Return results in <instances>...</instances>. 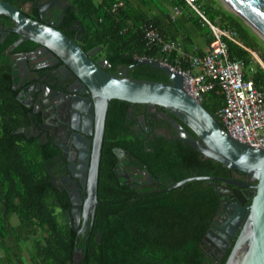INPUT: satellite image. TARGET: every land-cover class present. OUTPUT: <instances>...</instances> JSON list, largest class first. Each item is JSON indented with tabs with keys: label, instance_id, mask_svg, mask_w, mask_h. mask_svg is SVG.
<instances>
[{
	"label": "trees",
	"instance_id": "obj_1",
	"mask_svg": "<svg viewBox=\"0 0 264 264\" xmlns=\"http://www.w3.org/2000/svg\"><path fill=\"white\" fill-rule=\"evenodd\" d=\"M4 1L16 8L37 2ZM117 1L66 0L69 6L58 29L74 39L85 53L99 46L93 59H105L111 73L117 67H125L126 77L165 82L161 70L137 64L140 58L161 60L160 47H146L143 40V25L147 22L169 39L160 21L147 19L124 3L112 11ZM175 3L184 5L183 0ZM196 4L213 26L233 33L237 43L223 38L228 57L244 62V78L251 80L264 95V70L246 50L258 53L264 63V53L259 51L254 35L238 17L213 7L211 0H197ZM188 20L198 30L208 29L196 13ZM9 21L0 15L1 25L6 26ZM16 39L17 35L11 33L0 43V249L3 253L8 256L10 252L4 240L10 234L8 216L14 214L25 235L32 240L26 247L31 264H74L77 248L82 249L76 260L79 264H212L205 257L202 237L218 206L213 185L206 180H192L165 190L169 184L164 186L166 180L162 179L157 191L137 193L112 171L116 161L112 148L125 149L144 163L152 175L165 174L171 178V184L189 177H225L230 171L209 158L201 159L198 152L183 143H176L172 150L157 142L147 146L148 151L143 146L133 147L129 143L131 139L119 129L127 104L123 101L111 100L108 105L93 219L83 235L68 224L65 214L70 207L68 197L51 182L49 159L56 150L18 133L25 114L17 107L11 90V65L4 55ZM26 45L33 46V42L23 43L17 50L26 49ZM167 63L174 66L173 55ZM180 66L186 68L187 64L181 62ZM200 104L221 124L215 115L223 105L217 88L207 93ZM225 258L218 264H224Z\"/></svg>",
	"mask_w": 264,
	"mask_h": 264
},
{
	"label": "flooded vegetation",
	"instance_id": "obj_2",
	"mask_svg": "<svg viewBox=\"0 0 264 264\" xmlns=\"http://www.w3.org/2000/svg\"><path fill=\"white\" fill-rule=\"evenodd\" d=\"M67 6L69 5L66 0H37L35 5L24 3L18 8L28 18L53 26L60 31L58 27L61 25ZM0 26L3 27V32L6 33L4 37L0 33L1 43L9 34L15 33L6 30L7 28H13L11 20L6 26L1 24ZM60 32L63 33V31ZM19 39L20 36L17 35V39L4 51V55L8 57L11 65V90L17 102V107L21 111L23 110L25 114L18 133L27 138H35L42 146L53 147L56 150L53 158L49 159L53 186L59 191H64L67 197L68 193L73 194L75 190H78L79 197L83 199L86 196V189L80 186L79 178L82 174H85L86 180L88 179L95 132L93 113H88L85 110V103L90 99V94L83 93L76 76L64 70L60 61H57L48 52L43 51L37 44L33 43V46L26 45V49L17 50L20 45L30 41L24 39L18 42ZM97 53L91 56L94 62L103 59L101 57L93 59ZM104 69L114 75L127 76L128 74L125 67H117L114 73L107 71L109 66ZM165 114H167L166 111L159 107L127 103L124 106L123 114H121L120 132L126 133V137L131 139L129 143L135 148L143 146L145 151H148L147 146L157 142V144L168 146L172 150L176 143L183 142L177 135V131L171 127L169 120H176L183 130L187 132L188 130L172 115L169 119L165 118ZM105 122L106 116L104 130ZM88 130L90 133H88ZM112 150L116 158L112 171L116 178L128 184L137 193L157 191L156 188L161 185L162 179L166 180L164 186L171 185V178L165 174L152 175L144 163L133 157L125 149L115 146ZM87 151H90L86 161L88 167L84 170L82 163L85 162V152ZM234 176L232 177V173L229 172L225 177L219 178L231 179L240 184L248 183L246 176ZM153 183H155V186L152 185ZM221 185L223 189L214 187L218 198V206L202 237L205 257L212 264L220 263L225 256L227 258L231 246L241 231L243 219L245 218L244 216L242 220L236 223L239 220V209L246 208L251 202V197L248 198L245 193L248 189L226 183ZM241 195L245 197L244 202L241 201ZM70 210L71 204L69 210L65 212L67 222L69 219L67 213ZM83 221L81 213L79 223L83 224ZM73 222L72 219L71 223L68 224L73 226ZM85 230L84 232L77 231L80 235H83L86 232ZM77 249L74 253L75 261L79 260L78 253L81 252Z\"/></svg>",
	"mask_w": 264,
	"mask_h": 264
},
{
	"label": "water",
	"instance_id": "obj_3",
	"mask_svg": "<svg viewBox=\"0 0 264 264\" xmlns=\"http://www.w3.org/2000/svg\"><path fill=\"white\" fill-rule=\"evenodd\" d=\"M222 1L264 48V0ZM0 15L11 20L13 28L6 30L20 36L18 42L27 39L37 44L43 51L60 61L64 70L76 76L83 93L90 94V99L85 103V110L93 113L94 119L91 164L88 179L86 180L85 174L79 178L80 186L86 189V196L81 199L78 190L73 194L68 193L71 204V210L67 213L68 223L73 219V227L84 232L87 222L90 223L93 219L97 205L96 187L104 120L109 102L119 100L130 104L159 107L166 111L165 118L169 119L172 115L194 135L193 137L183 130L176 120H169L180 140L198 152L201 159L209 158L228 169L232 177L243 175L248 180V183L240 184L231 179L197 176L171 184L165 190L182 186L192 180H206L215 188L223 189L221 184L226 183L248 189L245 193L248 198L251 197V202L246 208L239 209V220L236 223L244 216L245 218L224 264H264V149L249 146L227 134L215 117L188 95L184 89L183 76L170 66L148 58H140L137 61L138 65L161 70L166 76L165 82L110 74L104 69L109 66L105 59L96 62L91 59V56L99 51V46L85 53L74 40L69 39L53 26L28 18L21 9L4 0H0ZM0 33L2 37L6 35L2 26ZM246 50L264 70V63L256 52ZM88 153L90 151L85 152V162L82 163L84 170L88 167L86 162ZM152 185L155 186V183ZM240 198L244 202L245 197L241 195ZM81 213L83 224L79 223ZM77 251L82 249L78 248ZM74 264L79 262L75 261Z\"/></svg>",
	"mask_w": 264,
	"mask_h": 264
},
{
	"label": "built area",
	"instance_id": "obj_4",
	"mask_svg": "<svg viewBox=\"0 0 264 264\" xmlns=\"http://www.w3.org/2000/svg\"><path fill=\"white\" fill-rule=\"evenodd\" d=\"M183 1L210 30L211 39L205 52L201 55L185 52L180 43L165 39L151 22L143 25L146 47H160L163 54L160 62L183 76L185 91L197 102H202L207 93L217 88L222 95L223 105L215 115L222 129L242 143L264 149V95L251 80L244 78V62L228 57L223 38L237 43L233 33L213 26L199 10L197 0ZM122 5V1H117L112 5V11ZM180 13V9L175 7L173 15ZM172 55L174 66L167 63ZM181 62L186 63L187 67L181 68Z\"/></svg>",
	"mask_w": 264,
	"mask_h": 264
},
{
	"label": "rangeland",
	"instance_id": "obj_5",
	"mask_svg": "<svg viewBox=\"0 0 264 264\" xmlns=\"http://www.w3.org/2000/svg\"><path fill=\"white\" fill-rule=\"evenodd\" d=\"M121 1L125 5L133 6L147 19L152 18V17L160 18L163 25H166L169 27L174 24L170 22V21H173L170 18V16L173 15V11L175 8L174 6L176 5L173 4L174 2L172 3L171 0H121ZM211 5H213V7L215 8H219L227 13H230L236 16L222 0H211ZM182 11H185L184 14L190 13V15H192L193 18L195 17V13L192 12V10L188 6L185 9L182 8ZM189 25H190L189 27L191 30L196 31L192 24H189ZM204 31L206 32V35H208L209 37L210 34L208 32V29L205 28ZM256 42H257L259 51L264 53L263 46L257 40ZM256 54L258 55V53ZM251 57L253 58L254 61H256V59L252 55ZM0 211H2L1 196H0ZM7 227L9 229L10 234L4 240V242L10 248V252L7 256L0 249V264H31V262L29 261L26 247L30 245L32 240L31 238L25 235L23 228L19 225L18 220L14 214H10L8 216ZM16 237H18V240L16 239Z\"/></svg>",
	"mask_w": 264,
	"mask_h": 264
},
{
	"label": "crops",
	"instance_id": "obj_6",
	"mask_svg": "<svg viewBox=\"0 0 264 264\" xmlns=\"http://www.w3.org/2000/svg\"><path fill=\"white\" fill-rule=\"evenodd\" d=\"M173 4L176 5V0H171ZM187 5L184 2V5H180V6H174V7H178L180 9V14L179 15H171L170 18L173 21H170L171 23H174L173 25L166 26L163 25L162 21L160 18L157 17H153L156 18L160 21L162 28L164 29V31L166 32L167 36L169 39L174 40V41H178L181 46L183 47L184 51L189 53V54H198V53H204L207 45H208V40L209 37L208 35H206V32L204 31V27L201 30H198L192 22H190L188 20L189 17H192V15H190V13H186L184 14L185 11H182V8H186ZM169 19V18H168ZM192 24L193 27L195 28L196 31H193L190 29V25Z\"/></svg>",
	"mask_w": 264,
	"mask_h": 264
}]
</instances>
